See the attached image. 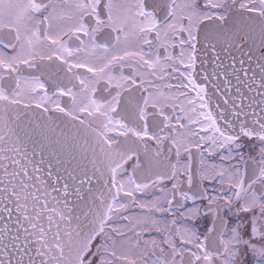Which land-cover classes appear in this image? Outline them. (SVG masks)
I'll list each match as a JSON object with an SVG mask.
<instances>
[{"label": "snow or ice", "instance_id": "snow-or-ice-1", "mask_svg": "<svg viewBox=\"0 0 264 264\" xmlns=\"http://www.w3.org/2000/svg\"><path fill=\"white\" fill-rule=\"evenodd\" d=\"M0 264H264V0H0Z\"/></svg>", "mask_w": 264, "mask_h": 264}]
</instances>
